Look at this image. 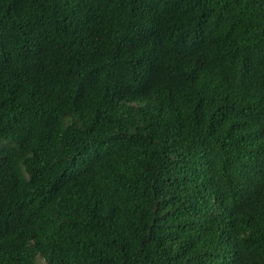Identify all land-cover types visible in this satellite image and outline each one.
Segmentation results:
<instances>
[{"label": "trees", "instance_id": "trees-1", "mask_svg": "<svg viewBox=\"0 0 264 264\" xmlns=\"http://www.w3.org/2000/svg\"><path fill=\"white\" fill-rule=\"evenodd\" d=\"M0 264H264V0H0Z\"/></svg>", "mask_w": 264, "mask_h": 264}]
</instances>
